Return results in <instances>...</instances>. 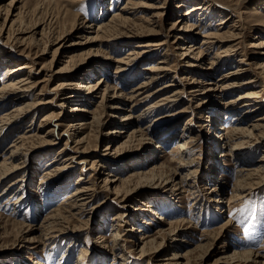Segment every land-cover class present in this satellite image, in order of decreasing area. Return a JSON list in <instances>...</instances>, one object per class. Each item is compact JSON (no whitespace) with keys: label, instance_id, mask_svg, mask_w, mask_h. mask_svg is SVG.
Here are the masks:
<instances>
[{"label":"bare ground","instance_id":"1","mask_svg":"<svg viewBox=\"0 0 264 264\" xmlns=\"http://www.w3.org/2000/svg\"><path fill=\"white\" fill-rule=\"evenodd\" d=\"M47 1H49V3H54L60 14L62 13L65 15L69 11L72 15L71 17H73L75 21L81 20L82 25L80 29L82 31L84 30L87 32L95 28V36H88L86 43L97 40L106 43L116 40V42L119 43L120 40L123 39L121 37H135V39L139 38V40L138 43L133 44V47L129 48L123 56L117 58L112 57L114 58L113 61L116 62L115 71L113 72L117 73L110 74L107 70L106 76L104 78L100 77L95 82L90 80V76H93V74L98 71H101L103 74V71L108 69V66L96 65L100 59L96 60L91 57L77 65H68V61H66L55 73L53 72V74H56L53 78H58V82L50 89V91L54 93V96L45 102L49 104L53 102V100H58L55 106H60V109H63L64 105L71 101L75 102L69 106L67 115L61 116L60 112H62V110L55 112L54 108L51 107V109L44 113L38 126L31 127L36 112L43 109L42 107L45 102H43L42 98L39 96L42 94L44 85L48 83L49 80L46 69L50 67V64L42 63L38 67V58L46 52V45H48L47 41L51 44L55 43L54 39L55 41H61L64 39V35L67 34V30L65 29V31L54 34V28L52 29V18L49 19V17L42 15V12L37 10L39 6L34 3L29 4V8L23 11L18 8L15 0H11L9 9H6L4 14L0 13V41L2 42L3 40V44L8 48L9 54H13L10 56H14L13 58L9 57L7 62L0 64V67H3V80L0 83V107L13 102L11 107H6L0 111V139L11 133L15 128H18L24 117L31 116L27 128L18 134L16 139L11 141L6 151L0 153V156H3L0 160V184H4L0 195L9 191L10 194L7 195V197L5 196L7 201L9 199L8 196H10V198L14 197V200L9 199V202L11 200L10 203L14 206L17 204L18 207V205L24 203L22 202L25 199L22 191L24 189L22 186L24 183L22 182L25 180V176L18 175L13 178V174L18 172L19 168L24 165L23 163L27 161V158H25V156L23 161L20 160V162L16 163L13 162V159L22 157L24 152H21V148H23L27 142L32 143L37 139L53 143L52 141H54V139L56 140L63 134H67L69 137H74L73 139L75 141L73 146L68 147V140H65V145L62 149L64 151L69 150V152L65 155L62 153L63 155L60 157L59 155L61 154L58 152L56 153L57 155H52L43 162V164H47V167L42 171L44 180L39 181V184L44 186L45 195L48 194L47 196H43V202H45V204L53 199L52 196L57 195L60 193L59 191L65 188L66 185H64V183L66 180L57 183L59 180L66 177L73 168H78L81 172L77 178H75L76 180L73 184L74 188L63 197L61 206L52 208L48 211L40 222L39 226H42L40 229H44V234L42 236H28L25 235L26 233L22 235L23 233L21 232V237H19L20 241H25V243L31 242L32 244V242H38L40 239H43V241L51 240V238L56 239L58 236L66 234L65 230L67 229L63 227L62 223L68 220V217L63 211H66L71 217L73 216L79 219L81 216L86 215L88 211H90L91 215L97 208H100V206L103 207L106 204L105 202L109 199V195H112L111 199L113 198L115 202L111 209L117 210V212L113 213L110 217V222L108 223V225L112 227V238L106 239L105 237H100V241L102 246L109 249V252L113 254L114 258L117 257L121 259L119 264H127L125 253L128 250H124L126 244L137 246L139 249V257L142 260L146 259L148 264H152V262H156V264H179L182 262V264H191L193 260L195 261V259L191 257V252L193 250H182V246L186 244L182 236L186 234V230L190 227L191 221L186 218L165 221L164 217L157 216L159 220H163L161 228H158L152 234L147 233L144 232L143 225L148 224L147 220L149 217H147L148 214L145 212H149V214L152 215L156 213V210L150 204L152 200L143 201L141 202V206L138 207H131L130 202H132L136 196H143L144 187L146 185L149 186V183L156 180L158 177L162 185L156 188L161 191H168L171 194H178L182 191H186L189 192L193 198L199 195L196 193L199 190L197 188L198 186L190 183L191 176H194L192 174L197 172L196 169L191 167L195 163L194 161H196L195 157L189 158V153H187L188 150L186 152L183 151L189 146L187 139H191L192 136H187L188 133L174 136V143L171 149H169L175 156L173 155V158L170 159L164 158L159 162L154 160L157 158L155 153V151H157L156 149H162L163 145L171 138L164 136L165 139H163L162 136L164 134L162 135L161 132L158 133L154 130L157 128L159 130L162 125L168 126L172 124V119L175 116V114H171V111L175 107L173 103L178 101L184 93L191 96V98H188L189 100L199 96V101L191 104L193 109L200 112V110L205 107L206 112L208 111L207 115L203 114L202 117H198L201 121L196 123V125L200 126V129L205 126L208 127L204 135L208 137V139L213 140V151L211 154V160L213 161H211V171H209L211 177L216 175L217 170H219V172L222 170L219 157L230 156L232 159H235V162L240 163L239 167L236 169V179L231 187V195L226 198L221 194L222 192H219L216 186H205V188H208L206 192L208 193V199L212 202L215 201V203L220 206H230L231 202L244 198L255 189V185L263 178L264 153L256 160V164L253 166H248L247 163L254 158H252V155L246 154L249 149H257V144H260L264 137V106L260 105L262 102L260 98L263 90H255L256 78L253 77L243 82H238L240 75L245 74L246 71L249 70L247 67L242 66V63L245 64L244 58L238 59V63H241V65L239 64L236 69L222 73L220 77L213 82L208 81L213 78L210 77L211 73L206 72L207 69H214L215 66L219 67L224 60L226 61L224 65L227 67L231 66V64L228 65V63H230L228 59L238 53L240 38L246 34L243 27L230 24L228 25V30L223 31L229 20L227 14H223L220 21L213 25L214 23H212V21L214 16L211 13L205 12L204 6L202 5L206 1L215 3L213 0H195L191 2V4H189L190 1L188 0H180L178 4L175 5V8L186 5V10L178 14L177 21L180 25L177 28L176 38L177 41L181 43V46L178 45L177 48L182 51L179 53V59H181V61L183 60L184 64L182 66H185L187 69V73L184 76L181 75L178 79V81H180V87L173 88L176 86L173 82H166L154 88V85L159 83L160 79L163 78L165 74H168L167 71H172L173 68L172 65L168 64V59L162 57V59L157 61L154 60L155 58H151V63L147 64L144 68L145 71L141 72V74L144 75L143 78L139 82L133 84L131 89L125 92L118 89L117 86L112 85L108 81V77L115 78L118 74L136 67L147 57H152V53L158 52V46L165 43V41L157 42L148 39L141 40V38H145V36L152 33L156 34L155 27L159 25L156 18L160 15L159 9L164 7V5L149 4L148 1L151 0H125L123 5L119 8L117 7L118 9L116 11L110 13L107 19H100L101 22L98 24H93V22L85 24L84 17L80 11L74 12L70 10V8H67L68 6L72 8H77L79 5L82 6L84 0ZM227 1L230 5H233L232 9L234 11L237 9L238 5L240 3L242 4L245 0ZM230 5L223 4V7L227 10ZM146 7L153 9L149 17H145L142 14L138 17L142 23L134 24V22H132L134 11L138 8L141 9ZM108 9L109 7L103 10L101 7L100 14L93 17V19L98 17L102 18ZM28 11L34 15L27 17ZM221 12L219 11V13ZM191 20L194 22L190 23L189 21ZM204 20H209L207 23L209 27L205 28L206 25H203ZM175 24L176 22L173 23L172 30L175 28ZM73 28L75 27H71L68 32ZM77 29L79 30L78 27L76 30ZM47 37L48 39L45 40ZM49 37L54 38L50 40ZM195 37H200L199 45H195L196 42L192 44V42L190 43L186 40V38L194 39ZM253 40L254 41L249 43V48L253 51L252 55H264V40L258 39L257 36H254ZM186 42L190 44L187 45ZM224 42H227V44ZM223 43L225 45H221ZM40 44H42L41 48H39ZM215 45L219 47L214 52L213 59L211 58V60H208V52H206V50L211 49ZM34 47L38 48L34 51ZM59 48L60 46L58 45L54 51H58ZM120 48L122 49V47ZM18 50L19 54L15 56L13 52H17ZM195 50L196 52H194ZM103 58L105 62L111 61L109 55H103ZM20 59H25V61L21 64L17 63ZM69 61H71V58ZM87 65L94 67L90 68L85 74H81L80 71ZM229 68L232 69V67ZM255 69L257 70H255V77L264 75V62L255 66ZM194 71L197 72L195 74L196 77L194 73H192ZM42 72L43 74L39 75V73ZM42 81L44 83H42L40 90L34 93L35 86ZM244 87L248 89L239 92L234 98L226 100L227 105L225 107H217L216 102L209 107L205 106L207 102H210V99L205 101V97L207 96L213 98L211 101L212 103L214 99ZM165 90H167L168 93L148 103L134 115V109L141 103L155 97V95ZM58 97L59 99H57ZM98 97H100V99L97 102L103 103L101 106H103L105 110H109L108 112L111 117H115L114 114L116 113L127 110L125 114L119 117L120 119H117L120 123L118 122L117 125L115 124L113 127L106 129L105 132L98 131L99 133L95 136L98 137L103 134L105 138L110 139L105 145L104 150L110 149L112 152L116 153L130 146L133 141L137 144L139 143L147 146L153 139L158 140L153 146L154 151L147 153L144 157L146 162L150 160L153 161L152 163L150 162L151 164L149 163L150 165L147 169L131 171L125 179H120L117 174L111 173L110 167L112 165L105 162L101 163V161L103 162V160L107 158L105 157L106 153H104L105 155H96V158L91 161L86 158L88 157L86 154L94 152V149L92 148L90 150V148L96 147V142L92 146L88 140L91 135H94L91 133L92 130L90 126L93 122H95L97 126H104V121H101L100 117H97L99 114H94L95 111L89 110V107H87L95 102ZM29 99L32 100L29 101ZM259 108L263 109V113L255 116L252 120H248ZM156 111H158L157 113L160 115H156L157 113L152 115L151 123L142 127L141 120L145 116L148 117L150 116L149 114ZM76 116L80 117L77 118ZM190 118L188 120H190ZM245 119L247 123H244L246 121ZM237 121L238 123H233ZM134 123L135 126L131 128L130 131L124 130L127 125H134ZM48 124L49 126H47L48 128H46L45 131L46 134L40 133V130ZM86 128H88L87 132L85 131ZM45 136L49 138H45ZM123 136H125V139L112 147V139L116 140V138L118 139ZM254 142H256V144ZM216 147L219 150V154L215 152ZM188 148H190V146ZM108 153L109 152H107V154ZM81 154H84V156L81 157ZM216 154L219 156H216ZM79 156L80 158L76 160ZM111 159H116V156L113 155ZM58 161L59 165H51ZM89 162L90 164H88ZM105 167H109L110 171H108L103 178H100L103 172L100 174L99 170ZM87 170L91 172L89 171L87 177H84L83 174ZM163 170H167L169 173H167V176L163 175L164 177H161L162 174L160 173ZM155 174L156 178L153 179ZM96 175H98L97 178H100L99 183L95 180ZM217 177L218 175L216 178ZM18 190H20L21 194L18 193V196L15 197L14 195ZM13 191L14 194L11 196ZM95 192L104 193V197L99 205L92 204L97 197L96 195L94 196V194H96ZM41 204V207L44 206V203ZM173 207L175 208L174 204ZM132 212L135 213V215L132 216L133 219H131L133 223L129 219V215ZM137 215L141 217L136 219L135 216ZM83 220L84 219H81L80 221L82 222ZM84 222L85 221H83V223ZM22 224L25 225L24 222H22ZM124 224H128L129 227L122 230L123 228L121 227L124 226ZM26 227L28 228L25 231L32 230V226L29 224H27ZM202 234H207V231L202 232ZM208 235L209 234H207V236ZM156 236H161L163 237L162 239H172L170 244L173 245H169V247H171L173 251L169 253V257H159L158 253H160L159 251L163 248L161 246L162 243H157L156 247H153V250L147 248L146 245L149 244L151 240L154 241L153 239ZM23 247H26V245L24 244ZM52 249L55 251L57 247L54 246ZM84 252V249L81 247L75 264H82L81 260L85 255ZM206 252L207 251L197 258V264H200V260L203 259ZM223 254V256L217 259L227 263L240 261L241 264H264V245L260 246L255 251H233L228 254H226L225 251Z\"/></svg>","mask_w":264,"mask_h":264},{"label":"rangeland","instance_id":"2","mask_svg":"<svg viewBox=\"0 0 264 264\" xmlns=\"http://www.w3.org/2000/svg\"><path fill=\"white\" fill-rule=\"evenodd\" d=\"M15 1L18 8L23 11H26L29 8V4H37L39 6L37 10L39 12H42V15L49 17V19L52 18V29L54 28V34H56L57 32L65 31V29L67 30V34L64 35V39H62L61 41H55L54 39L55 43L52 44L48 43L47 41L48 45H46V52L38 58V67L42 63L50 64V67H47L46 69L47 75L49 76L48 83L44 85L42 94L39 96L40 98H42L43 102L49 100V98L54 96V93L50 91V89L55 86V84H57L58 78H53L54 75H56L53 74V72L55 73V71L63 66L66 61H68V65H77L78 63L86 61V59L88 60L91 57L96 60L100 59L98 64H95L108 66V69L104 70L103 74L101 71H98L94 73L93 76H90V80H92V82H95L100 77L104 78L106 76L105 74L107 70L110 74L117 73L113 72L115 71L116 66V62H114L113 59L115 57L117 58L123 56L128 51V49L133 47V44L138 43L139 40V38L135 39V37H121L123 39L120 40L119 43L116 42V40L112 42L110 41L108 43L102 42L100 40L86 43L88 36H95V28L90 29L91 31L87 32L84 30L82 31L80 29L82 25L81 20L75 21V19L71 17L72 15L69 11V13L67 12L65 15H63L62 13L60 14L58 8L54 5V3H49V1L47 0ZM124 1L125 0H84L83 5H79L80 7L78 6L77 8H72L68 6L67 8H70V10L74 12L80 11L82 16L84 17L83 19L85 21V24H89L91 22H93V24H98L99 22H101V20L107 19L110 13L116 11L120 6H122ZM179 1L180 0L148 1L149 4H163L164 7H161L159 9L160 15L156 18L157 23L159 24L155 27L156 34L152 33L145 36V38H141V40L148 39L157 42L165 41V43L158 46V52L152 53V57H147L146 59L142 60V62L136 67L118 74V76L115 78L108 77V81L112 85H115L118 87V89L127 92L129 89H131L133 84L139 82L143 78L144 75H142L141 72L145 71L144 68L147 66V64L151 63V58H155L154 60L157 61L159 59H162V57H165L169 61L168 64L172 65V71H167L168 74H165V76L160 79V82L154 85V88L166 82H173L176 85L173 88L180 87V81H178V79L181 77V75L184 76L187 73V69L185 68V66H182L184 64L183 60L181 61V59H179V53H181L182 51L181 49L177 48L178 45L181 46V43H179L176 38L177 28L180 25L177 21L178 14L186 10V5L180 8H175V5L178 4ZM188 1H190L189 4H191V2L195 0ZM213 1L215 3L206 1L204 4H202L204 6L205 12L211 13L214 16V19L212 21V23H214L213 25L220 21V18L223 16V14H227L229 16V20L223 31L228 30V25L236 24L237 26L240 25L241 27H243L246 34L240 38L238 53L228 59V61H230L228 65L231 64V66L227 67L226 65H224L226 63V61L224 60L219 67L215 66L214 69L206 70V72L211 73L210 77L213 78L208 81L213 82L215 79L217 80L222 73L236 69L239 64L241 65V63H238V59L244 58L245 64L242 63V66L247 67V69L249 70H247L245 74L240 75V77L238 78V82H243L246 79L252 77L256 78L255 90H263L260 98V100L262 101L260 105L264 106V75L255 77V66L260 65L262 62H264V55H252L253 51L249 48V43L254 41V36H257L260 40H264V0H245L244 2H242V4L240 3L237 9L234 11L232 9L233 5H230L227 0ZM10 2L11 0H0L1 14H4L5 10L9 9ZM223 4H228L230 6H228V9L226 10L223 7ZM101 7L103 8V10L107 9L108 7L109 9L106 11L104 16H102V18L98 17L96 19H93V17L100 14ZM151 10L153 11V9L147 7L141 9L138 8L136 11H134V16L132 15V22H134V24H141L142 21L139 20L138 17L142 14L145 17H149L152 12ZM219 11L222 12L219 13ZM31 15L33 16L34 14H31V12L28 11L27 17H30ZM208 21L209 20L203 21V25H206L205 28L209 27L207 26ZM174 22H176V24L175 28H173L172 30L171 28ZM189 22L192 23L194 21L191 20ZM71 27L75 28L68 32ZM77 27L79 28V30H76ZM53 38L54 37L50 38V40H53ZM47 39L48 37L45 38V40ZM194 39L186 38L188 42H192V44L196 42L195 45H199L200 37H195ZM190 43L186 42L187 45H189ZM224 43L227 44V42ZM224 43L221 45H225ZM58 45L60 46L59 50L54 51ZM119 46L122 47V49ZM41 47L42 44H40L39 48ZM218 47V45H215L211 49L206 50V52H208V60H211V58L213 59L214 52L218 49ZM37 48L38 47H34V51ZM7 49L8 48L3 44V40L2 42L0 41V64L7 62V59H9V57H14L10 56L13 54H9V51ZM18 52L19 50L17 52L14 51L13 53L16 56L17 54H19ZM194 52H196V50ZM103 55H109L111 57V61L105 62ZM70 58L71 61H69ZM18 61L19 62L17 63L21 64L23 63V61H25V59H20ZM93 67L94 66L87 65L80 72L81 74H85L90 68ZM229 67H232V69ZM2 68L3 67H0V83L3 80ZM195 71L192 73H194V76L196 77L195 74L197 72ZM42 74L43 72L39 73V75ZM42 83L44 82L42 81L35 86L34 93H37L40 90ZM247 89L248 88L244 87L240 90H233L226 95H222V97L214 99L212 103L211 101L213 98L207 96L205 97V101L210 99V102H207L205 106L209 107L214 102H216L217 107H225L227 105L226 100L234 98L239 92L245 91ZM167 90L160 92L159 94L155 95V97H152L151 99H148L147 101L141 103L136 109H134V115H136L137 112H139V110L148 103L155 101L162 95L168 93ZM188 98H191V96H189L187 93H184L178 101L173 103L175 107L171 111V114H175V116L172 119V124L168 126L162 125L159 130L158 128L154 130L158 133L161 132L162 135L164 134L162 136L163 139H165L164 136L171 137L168 139V142L166 144L163 143L164 145L162 149H156L157 151H155V153L157 158L154 160L159 162L164 158L170 159L173 158V155L175 156L174 153L170 152L171 146L173 145L175 140L174 136L180 135L182 133H188L187 136H192L191 139H187L190 148H188V146L183 151L186 152L188 150L187 153H189V158L195 157L196 161H194L195 163L191 167L193 169H196L197 172L192 174L194 176H191L190 183L196 184V186H198L197 188L199 190L196 193L199 195H197L196 198H193L191 197V194L186 191H182L178 194H171L168 191H161L156 188L157 186L162 185L160 180H158L159 177L157 175L158 178L156 180L151 181V183H149V186L146 185L144 187V195L136 196L133 201L130 202V205L131 207H138L141 206V202L152 200L153 204H150L156 210L157 214L154 213V215H152L149 214V212H145L148 214L147 217H149L147 220L148 224L143 225L144 232L147 233L152 234L158 228H161L163 220H159L157 216L164 217L165 221L177 218H186L190 220L191 225L187 228L186 234L182 236V238L185 239L186 243L184 244L185 246H182V250H193L191 252V257L195 259V261L193 260L191 264H197V258H199L205 251L207 252L205 253L203 259L200 260V264L201 262L202 264H241L240 261L227 263L222 260L220 261L217 258L223 256V253L225 251L226 254L233 251H255L260 246L264 245V176L255 185V189H253L244 198L231 202L230 206H220L219 204L217 205L215 201L212 202L208 199V193H206L208 188H205V186H216V188L219 189V192H222L221 194L226 198L231 195V187L236 179V169L239 167L240 163L235 162V159H232L230 156L221 158L219 157L222 170H220V172L219 170H217L216 175L211 177L209 171H211V161H213L211 160L213 140L208 139V137L204 135L205 132H207L208 127L205 126L200 129V126L196 125V123L201 121V119L198 117H202L203 114L207 115L208 111L206 112L205 107L200 110V112H197V110L192 108L191 104L199 101V96L197 98H192V100H189ZM57 99H59V97ZM99 99L100 97H98L95 102L91 103L87 107H89V110H94V114H99L97 117H100V120L104 121V126H97L95 122H93L90 126L92 130L91 133L94 135H91L88 140L90 145L92 146L96 142V147L90 148V150L93 148L94 152L86 154L88 156L86 158L91 161L92 159L96 158V155H103L104 153H106L105 157L107 158L103 160V162L101 161V163L105 162L109 165H112L110 167L111 173L117 174L120 179H125L131 171L147 169L153 161L150 160L149 162H146L144 157L147 153L154 151L153 146L156 142H158V140L153 139L148 143L147 146L139 143L137 144L133 141L131 142L130 146L116 153L112 152L110 149L104 150L105 145L109 142L110 139L105 138L103 134L102 136H95H97V133H99L100 131L105 132L106 129L113 127L115 124L117 125L119 122L117 119H120L119 117L122 114H125L127 110L116 113L114 114L115 117H111L110 113L108 112L109 110H105L103 106H101L103 103L101 104L97 102L99 101ZM30 100L32 99H29V101ZM57 102L58 100H53V102H51L52 104H48L45 102L42 107L43 109L41 108L42 110L36 112L33 118L34 122L31 127L38 126V124L40 123V119L43 117L44 113L51 109V107L54 108L55 112L62 110V112H60L61 116L67 115L69 106L72 105L75 101L67 103L66 105H64L63 109H60V106H55ZM12 105L13 102L6 104L5 106L0 107V111L6 107H11ZM259 109L253 115H251L252 117H250V119L248 120H252L253 118H255V116L263 113L262 110L264 108ZM157 112L158 111L149 114L150 116L148 117L145 116L146 118L144 117L141 120V126L144 127L146 124L151 123V116L155 115ZM156 115L160 114L157 113ZM30 117L31 116L24 117L21 120L20 126L18 125V128H15L11 133L5 135L4 138L0 139V153L6 151L11 141L16 139L17 135L20 134L25 128H27L31 119ZM76 117L78 118L80 116ZM189 118L190 120H188ZM233 123H238V121ZM244 123H247V120ZM47 126H49V124L44 126V128L40 130V133L45 135L46 128H48ZM134 126L135 123L134 125L129 124L124 128V130L130 131ZM85 131L87 132L88 128H86ZM124 137L125 136L118 139L116 138V140L112 139V143L110 142L111 144H113L112 147L115 146L116 143L123 141L125 139ZM45 138L49 137L45 136ZM73 138L74 137L72 136L69 137L67 134H63L60 138L56 140L54 139V141H52L53 143H51L50 141L46 142L39 139L33 141L32 143L27 142V144H25V146L21 148V152H24V155L22 154V157L13 159V162L16 163L27 158V161L23 163L24 165L19 168L18 172L13 174V178L17 177L18 175L25 176V180H23L22 182L24 183V185H22L24 187L22 191L25 199L24 201H22L24 203L18 205V207L16 204L15 207L12 203H10L11 200L9 202V199L14 200V197L10 198V196H8L9 199L8 201L6 200L7 195L10 194L9 191H6L8 193L5 192L3 195H0V264H75L79 249L81 247L85 251V255L81 260L82 264L120 263L121 259L117 257L114 258L113 254L109 252V249L102 246L100 241V237H105L106 239L112 238V227L108 225V223L110 222V217L113 215V213L117 212L116 209H111V207L114 206L113 203L115 202L113 198L111 199L112 195H109V199L105 202L106 204L103 207L100 206V208H97L94 213H91V215L90 211H88L86 215L81 216V218L79 219H76L73 216L71 217L66 211H63L64 214H66V216L68 217V220L63 221L62 223L63 227L67 229L65 230L66 234L58 236L56 239L51 238V240L49 239L43 241V239H40V241L32 242V244L31 242L25 243V241H20L19 237H21V232L23 233L22 235L26 233L25 235L28 236H42L44 234V229H40L42 228V226H39V224L43 220V217L52 208L58 206L60 207L63 197L69 191H71V189L74 188L73 184L75 183V178H77V176L81 173L78 168H73L66 177H63L57 182L59 183L66 180L64 183V185L66 186L64 189H62V191H59L60 193L52 196L53 199L46 204L45 202H43V196L46 194L44 192L45 188L44 186H41L39 184V181L44 180L42 171L45 167H47V164H43V162L49 159L52 155H57L56 153L58 152L59 154H61L59 155V157L69 152V150L64 151L62 148L65 145V140H68V147L73 146L75 142ZM262 139V142L260 144H257V149H249V151L246 152V154H250L252 155V158H254L252 161H249V163H247L248 166L255 165L256 160L264 153V137ZM254 143L256 144V142ZM107 152L109 153L107 154ZM215 152L219 154V150L217 147ZM218 154H216V156ZM113 155L116 156V159H111ZM82 156H84V154H81V157ZM2 157L3 156H0V160L2 159ZM78 158H80V156L77 157L76 160ZM88 164H90V162ZM51 165H59V161ZM110 168H101L99 170V173H103L100 175V178H103L105 174L110 171ZM89 171L90 170L85 171L83 176L87 177V173ZM167 173H169V171L163 170L160 173L162 174L161 177L167 176ZM156 174L154 175L153 179L156 178ZM217 175L218 177L216 178ZM97 177L98 175L95 176V180L99 183L100 178ZM3 187L4 184L1 183L0 192ZM18 193H20V190L16 191V194L14 196L17 197ZM95 193L96 194H94V196L96 195L97 197L92 204L99 205L100 201H102L104 197V193ZM13 194L14 191L11 193V196ZM41 203H44V206L41 207ZM173 204L175 205V208L173 207ZM133 215H135V213L133 212L129 215L130 221L131 219H133ZM140 217V215L135 216L136 219H139ZM81 219H84L83 221L85 222H81ZM22 222H24L25 225H23ZM27 224L32 226V230L25 231L28 228L26 227ZM36 227L39 229H37ZM128 227V224H124V226H122L121 228H123L122 230H124V228ZM204 231H207V234L209 235H203L202 232ZM162 238L163 237L161 236H156L153 239L154 241L151 240L146 246L147 248H150V250H153L156 247L157 243H162L161 246L163 248L161 251H159L160 253H158V255L160 258L169 257V253L173 251V249L169 247V245H173L170 244L172 242V239H167L165 237V239ZM24 244L26 245V247H23ZM53 244L57 247L55 251L52 249V247H54ZM124 248V250H128L125 253L127 264H148L146 259L142 260L139 257V249L137 246L126 244ZM152 264H156V262H152Z\"/></svg>","mask_w":264,"mask_h":264}]
</instances>
